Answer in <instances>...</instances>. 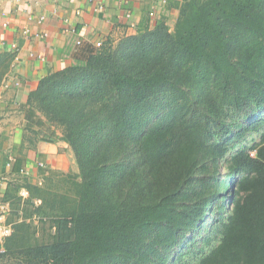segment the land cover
I'll return each mask as SVG.
<instances>
[{
	"label": "trees",
	"instance_id": "1",
	"mask_svg": "<svg viewBox=\"0 0 264 264\" xmlns=\"http://www.w3.org/2000/svg\"><path fill=\"white\" fill-rule=\"evenodd\" d=\"M178 10L173 28L107 39L29 93L78 173L6 192L1 259L264 264V0Z\"/></svg>",
	"mask_w": 264,
	"mask_h": 264
},
{
	"label": "crops",
	"instance_id": "2",
	"mask_svg": "<svg viewBox=\"0 0 264 264\" xmlns=\"http://www.w3.org/2000/svg\"><path fill=\"white\" fill-rule=\"evenodd\" d=\"M181 2L0 0V201L10 203L6 192L16 183L23 199L25 181L40 184L50 173L77 171L59 128L27 102L39 80L84 61L99 41H117L160 19L173 28Z\"/></svg>",
	"mask_w": 264,
	"mask_h": 264
},
{
	"label": "built area",
	"instance_id": "3",
	"mask_svg": "<svg viewBox=\"0 0 264 264\" xmlns=\"http://www.w3.org/2000/svg\"><path fill=\"white\" fill-rule=\"evenodd\" d=\"M97 46L101 45V42L96 43ZM14 47V45H13ZM16 84H19L18 81H16ZM19 195L22 197L28 196V191L22 189L19 191ZM11 212V205L8 201H0V251H3V241L5 238L11 235L13 231V222L8 220V216ZM35 216V215H34ZM33 218H36V216Z\"/></svg>",
	"mask_w": 264,
	"mask_h": 264
},
{
	"label": "rangeland",
	"instance_id": "4",
	"mask_svg": "<svg viewBox=\"0 0 264 264\" xmlns=\"http://www.w3.org/2000/svg\"><path fill=\"white\" fill-rule=\"evenodd\" d=\"M59 131L61 132V130L59 129ZM259 138V133H251L249 134L246 139L244 140V142L242 143L243 145H247V144H251L253 141H257ZM71 149V148H70ZM77 166V164H76ZM222 170V169H221ZM68 173H72V174H77L78 173V167H77V171L76 172H68ZM36 216V215H35ZM34 216V217H35ZM27 222H32L33 225H38V232L40 233L41 232V229L39 227V221H38V218H27ZM52 231H53V228H52ZM38 234V233H37ZM16 259L14 257H5L4 259H1L0 258V263H3V264H10L12 262H14Z\"/></svg>",
	"mask_w": 264,
	"mask_h": 264
}]
</instances>
